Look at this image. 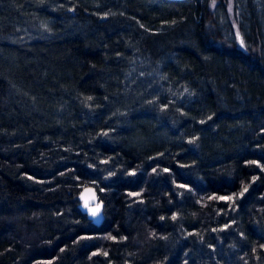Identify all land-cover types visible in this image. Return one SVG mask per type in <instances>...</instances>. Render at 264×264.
I'll use <instances>...</instances> for the list:
<instances>
[{
	"label": "trees",
	"instance_id": "1",
	"mask_svg": "<svg viewBox=\"0 0 264 264\" xmlns=\"http://www.w3.org/2000/svg\"><path fill=\"white\" fill-rule=\"evenodd\" d=\"M0 264H264V0H0Z\"/></svg>",
	"mask_w": 264,
	"mask_h": 264
},
{
	"label": "water",
	"instance_id": "2",
	"mask_svg": "<svg viewBox=\"0 0 264 264\" xmlns=\"http://www.w3.org/2000/svg\"><path fill=\"white\" fill-rule=\"evenodd\" d=\"M81 200L85 205L92 206L93 210L98 208V211L96 215H93V218L97 222H100L102 219V216H101L102 205L100 203H97V196L95 192L92 189L83 190V192L81 193Z\"/></svg>",
	"mask_w": 264,
	"mask_h": 264
},
{
	"label": "snow or ice",
	"instance_id": "3",
	"mask_svg": "<svg viewBox=\"0 0 264 264\" xmlns=\"http://www.w3.org/2000/svg\"><path fill=\"white\" fill-rule=\"evenodd\" d=\"M86 206H87V205H86ZM97 211H98V208H97V209H94L93 212H92V214H93V215H96Z\"/></svg>",
	"mask_w": 264,
	"mask_h": 264
},
{
	"label": "rangeland",
	"instance_id": "4",
	"mask_svg": "<svg viewBox=\"0 0 264 264\" xmlns=\"http://www.w3.org/2000/svg\"><path fill=\"white\" fill-rule=\"evenodd\" d=\"M41 30V33H42V29H40Z\"/></svg>",
	"mask_w": 264,
	"mask_h": 264
}]
</instances>
